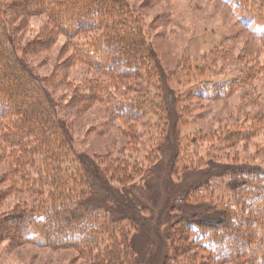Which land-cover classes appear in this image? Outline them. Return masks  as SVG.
<instances>
[{"label": "rangeland", "instance_id": "1", "mask_svg": "<svg viewBox=\"0 0 264 264\" xmlns=\"http://www.w3.org/2000/svg\"><path fill=\"white\" fill-rule=\"evenodd\" d=\"M124 2L165 73V87L161 86L169 90L165 110L175 109L171 132L180 137V149L175 155L166 151L168 156L150 151L156 139L170 127L167 123L163 127L156 118L125 125L119 118L108 119L100 103L84 110L71 109L74 90H82L87 82L98 78L85 64L72 58V44L87 43L93 35H80L71 42L63 35H56L47 49L24 55L40 80H45L52 98L61 104L56 117L66 127L76 154L71 160L73 153L68 147L60 148L55 142L47 153L36 138L28 139V145L19 152L0 138V216L21 207L50 206L51 198L59 194L64 201L72 202L80 193L90 191L93 207L101 215L96 222L104 219L101 224H106L111 234L105 228L99 234L100 241L79 248L47 246L39 233H32L28 241L14 244L5 239L0 241V264H93L110 239L119 238L124 231L133 235L139 264H160L172 252L177 256L173 264L190 261L207 264L210 253L199 245L189 246L187 242L180 245L182 249H177V239L174 245L165 243L169 226L183 216L181 195L195 196L194 189L199 188L196 191H200L205 203L210 198L212 204L217 200L224 204L229 200L222 183L225 180L211 178V173L233 166L264 171V35L261 28L244 24L232 1ZM15 15L10 18L14 29L21 18ZM24 23L20 30L15 29L18 43L22 45L34 42L49 20L46 14L36 12L27 16ZM103 81L114 94V102L132 103L134 96L130 88H135L132 79L121 81L108 77ZM151 89L153 93L159 90ZM175 90L183 102L177 100ZM154 96L155 104H160L158 95ZM169 143L170 139L166 144ZM171 154L175 159L168 163ZM79 155L87 164L101 166L100 169L106 162L107 169L101 174L105 181L99 182L92 173L86 174L84 167L89 165ZM115 158L128 159L125 162L139 169L143 165L145 168L153 165L155 169L149 177L131 167H121L114 173L111 163ZM55 166L58 169L52 183L50 171ZM181 172L185 174L180 176ZM170 191L179 192L174 202H169L170 206L162 208L161 204L170 199ZM192 196H189L191 204ZM251 250L252 247L246 246L240 253L248 254ZM214 264L249 263L239 257L230 263Z\"/></svg>", "mask_w": 264, "mask_h": 264}, {"label": "trees", "instance_id": "2", "mask_svg": "<svg viewBox=\"0 0 264 264\" xmlns=\"http://www.w3.org/2000/svg\"><path fill=\"white\" fill-rule=\"evenodd\" d=\"M226 1H232L238 18L244 24H256L264 35V0ZM36 12L46 14L49 24L44 26L34 42L27 41L22 45L18 43L15 29L17 31L19 27L20 30L25 18ZM13 15L17 19L21 17L15 29L10 26ZM86 34L93 36L87 43L72 44V58L85 64L98 78L87 82L82 90H74L71 109L84 110L93 103H100L104 105L108 119L119 118L117 120L125 125L156 118L163 127L167 123L170 130H164V135L156 139L155 147L150 151L162 155L166 151L174 152L173 155L178 153L180 137L171 132L174 130L171 124L175 121V109L171 112L165 110L169 90L161 88L165 87V73L160 69L153 50L145 44L139 23L124 0H0V138L3 143L21 152L23 146L28 145V139L36 138L48 153L55 142L60 148L66 145L73 153L71 160H74L76 151H73V146L71 148V137L56 117L61 104L52 98L45 80H40L26 63L24 55L47 49L56 35H63L71 42L73 38ZM108 77L133 80L135 88H130L134 96L132 103L112 100L114 94L103 81ZM151 88L159 90H153V93ZM175 91L177 100L183 102L178 90ZM154 95H158L160 104H155ZM177 100H174L175 106ZM169 139L170 143L166 144ZM54 150L57 151L55 147ZM165 155L168 156L167 153ZM173 155H170L168 163L174 161ZM127 160L113 159L114 173L121 167H131L136 173L144 171L149 177L155 169H152L153 165L146 168L143 165L139 169L130 166L125 162ZM103 164V169L93 164H87L88 168L85 165L86 174L92 173L99 182L105 181L101 174L107 166L106 162ZM57 169L55 166L50 171L52 183H55ZM183 174L181 172L180 176ZM210 177L225 180L222 183L229 200L223 204L216 198L217 202L212 204L208 198L205 203L203 195L196 191L199 188L194 189L195 196L189 195L193 197V204L189 202L188 195H181L183 216L169 226L165 243L174 245L177 239V249H182L180 245L187 242L189 246L199 245L210 253L207 264L230 263L239 257L245 258L249 264H264V171L258 172L256 167L233 166L213 172ZM170 192V199L161 204L164 205L162 208L170 206L179 191ZM81 194L72 202L64 201L59 194L51 198L50 206L21 207L1 215L0 241L7 239L14 244L20 240L28 241L32 233H39L47 246L56 244L79 248L94 245L96 240L100 241L101 231L106 228L108 233L111 232L106 224H101L104 219L96 222L101 215L93 207L90 191ZM162 194L165 196L164 192ZM169 202L172 203L168 205ZM124 232L119 238L110 239L109 245L102 248L93 264H139L133 235ZM246 246L253 250L248 254L240 253ZM176 257L173 252L166 254L160 264H173Z\"/></svg>", "mask_w": 264, "mask_h": 264}]
</instances>
